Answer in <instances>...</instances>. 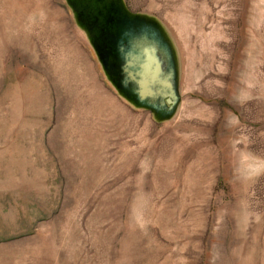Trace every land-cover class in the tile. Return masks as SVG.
<instances>
[{"label": "rangeland", "instance_id": "374dc122", "mask_svg": "<svg viewBox=\"0 0 264 264\" xmlns=\"http://www.w3.org/2000/svg\"><path fill=\"white\" fill-rule=\"evenodd\" d=\"M125 1L171 39L161 120L65 0H0V264H264V0Z\"/></svg>", "mask_w": 264, "mask_h": 264}, {"label": "water", "instance_id": "95a60500", "mask_svg": "<svg viewBox=\"0 0 264 264\" xmlns=\"http://www.w3.org/2000/svg\"><path fill=\"white\" fill-rule=\"evenodd\" d=\"M65 2L117 94L158 120L169 117L176 102L172 70H165L172 44L161 20L130 11L124 0Z\"/></svg>", "mask_w": 264, "mask_h": 264}, {"label": "crops", "instance_id": "0c3cea01", "mask_svg": "<svg viewBox=\"0 0 264 264\" xmlns=\"http://www.w3.org/2000/svg\"><path fill=\"white\" fill-rule=\"evenodd\" d=\"M125 1V0H124ZM126 3V2H125ZM132 12H138V11H132ZM140 12H145V13H148V14H151V15H154V14H152V13H150V12H147V11H144V10H141ZM154 16H156V15H154ZM156 17H158V16H156Z\"/></svg>", "mask_w": 264, "mask_h": 264}, {"label": "flooded vegetation", "instance_id": "af4514ba", "mask_svg": "<svg viewBox=\"0 0 264 264\" xmlns=\"http://www.w3.org/2000/svg\"><path fill=\"white\" fill-rule=\"evenodd\" d=\"M126 2V1H125ZM126 5H127V3H126ZM127 7H128V9L130 10V11H133V10H131L130 8H129V6L127 5Z\"/></svg>", "mask_w": 264, "mask_h": 264}]
</instances>
